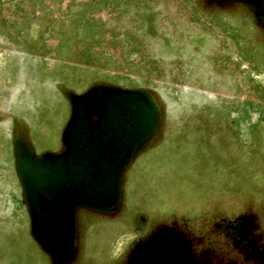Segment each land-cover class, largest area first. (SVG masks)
Listing matches in <instances>:
<instances>
[{
    "label": "rangeland",
    "instance_id": "rangeland-1",
    "mask_svg": "<svg viewBox=\"0 0 264 264\" xmlns=\"http://www.w3.org/2000/svg\"><path fill=\"white\" fill-rule=\"evenodd\" d=\"M134 106L50 240L29 177ZM0 264H264V0H0Z\"/></svg>",
    "mask_w": 264,
    "mask_h": 264
},
{
    "label": "water",
    "instance_id": "water-1",
    "mask_svg": "<svg viewBox=\"0 0 264 264\" xmlns=\"http://www.w3.org/2000/svg\"><path fill=\"white\" fill-rule=\"evenodd\" d=\"M107 118L99 127V131L118 126L111 136H107L103 146L95 149L90 155L76 158V164L81 167L55 177H29L27 188L31 204L41 213V221L47 227L48 238L61 242L68 236V222L64 218L68 205L75 198L94 199L109 197L113 200L115 189L108 183L109 168L124 160L127 143L138 133L140 123L145 119L139 107L134 106L128 112L127 118ZM127 124V125H126ZM116 180L114 179V183Z\"/></svg>",
    "mask_w": 264,
    "mask_h": 264
},
{
    "label": "flooded vegetation",
    "instance_id": "flooded-vegetation-1",
    "mask_svg": "<svg viewBox=\"0 0 264 264\" xmlns=\"http://www.w3.org/2000/svg\"><path fill=\"white\" fill-rule=\"evenodd\" d=\"M123 117L127 118L128 114L120 116V118ZM111 128L107 131H87L82 125H76L68 134L70 147L67 156L58 162L44 161L35 174H39L40 179L45 176L55 177L57 174H60L62 178L66 177L68 171L75 167H81V165L76 164V158L90 155L93 150L103 146L107 136L110 137L112 133L118 131L117 125H113ZM40 215L39 212V220Z\"/></svg>",
    "mask_w": 264,
    "mask_h": 264
}]
</instances>
